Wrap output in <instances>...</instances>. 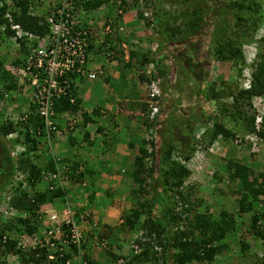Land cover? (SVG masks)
<instances>
[{
    "label": "trees",
    "instance_id": "16d2710c",
    "mask_svg": "<svg viewBox=\"0 0 264 264\" xmlns=\"http://www.w3.org/2000/svg\"><path fill=\"white\" fill-rule=\"evenodd\" d=\"M37 3L33 0H0V25H5L4 31H0V46L13 34L8 29V20L3 17L5 14L23 30L44 34L47 28L43 16L30 14L33 9L38 10ZM263 3L264 0H79L76 3L84 12L114 5L109 15L110 24L119 27L121 15L127 11L133 19L144 21L145 28L166 36L165 40L170 44L184 43L198 32L199 35L204 33L203 37L208 39L199 45L203 65L197 67V62L191 59L187 78L194 83L193 94L202 100L201 116L210 125L203 129L196 141L192 129L199 117L188 118L186 124L190 134L178 147L164 139L167 129L163 132L161 121L165 114L159 110L148 121L157 134H163V141L157 146L154 138L143 140L136 149L130 171L122 170L136 187L129 192L131 206L121 212L114 233L141 234L132 240L121 264H215L219 261L232 264L231 251L245 264H264V164L263 172L254 175L252 168L233 155V158L224 157L219 167L221 170L212 173L211 181L219 183L225 178L228 192L235 199L233 204L216 213L207 208L201 211L203 200L197 195L194 184L184 185L190 175L188 161L196 152V145L206 149L215 139L250 145L245 138H237L239 134L264 142V115L256 114L253 106L254 101H264V34L254 37L260 26L264 29ZM165 4H176L181 8L178 12ZM147 10L152 11V18H146ZM175 14L182 15L181 24L175 25ZM205 28L208 31L201 30ZM106 40L101 43L106 44ZM243 44L255 46L257 50L243 52ZM19 52L23 55L25 49L22 47ZM159 59L143 54L137 62L143 67L149 63L157 67ZM5 62L0 57V91L10 96L9 102L14 107L7 112L6 118L4 108L0 109V191L10 194L8 206L15 211V216L3 217L0 213V264H98L90 257L87 246L80 247L83 252L80 262L73 257L76 249L72 245H68L66 252H60V256L52 248L40 246L43 241L40 232L44 225L49 228L48 224L43 225V206L57 214L67 206L73 211L74 222L82 229L88 227L91 237L107 241L113 233L104 226L108 233L102 234L98 223L92 222L88 206L69 205L66 186L76 184L80 188L86 184L84 173H78L77 166L64 165L60 158L52 155L50 142L57 133L45 134L36 104L19 97L17 78L9 76L3 69ZM224 64L229 67L226 78L215 76L213 80H207L217 67ZM243 69L247 70L245 77ZM161 74L157 69L156 74L150 76L151 80H158ZM242 78L248 82L247 88L236 85ZM138 79L150 82L142 73L138 74ZM69 89L67 95L52 102L53 121L58 132L55 119L60 114L79 112L83 123L91 121L87 113L81 111L80 99L72 86ZM0 98L2 100L1 93ZM225 99H230V103ZM141 106L143 115L146 103L142 102ZM256 117L259 122H255ZM141 124L146 128L149 126L146 119H142ZM229 149L232 154L236 153L234 146ZM11 152H15L13 157ZM57 174L60 182L55 177ZM93 181L85 188L90 186L92 189ZM93 197V193L88 195V205L92 204ZM84 213L86 216L81 220ZM236 218L242 221L237 224ZM240 226L243 229L238 238H234L233 234ZM14 237H37L41 242L34 244L33 248L29 245L22 248L17 246ZM250 241L260 249L259 257L251 250ZM106 253L108 262L118 261V256Z\"/></svg>",
    "mask_w": 264,
    "mask_h": 264
},
{
    "label": "rangeland",
    "instance_id": "374dc122",
    "mask_svg": "<svg viewBox=\"0 0 264 264\" xmlns=\"http://www.w3.org/2000/svg\"><path fill=\"white\" fill-rule=\"evenodd\" d=\"M166 5V4H165ZM171 10H177L179 12L180 7H178L176 4L173 5H166ZM185 6V5H184ZM113 6H101L97 8L96 10H93L92 12H89L88 20H95L99 15L105 14L107 16L111 15L113 9ZM264 7V3H263ZM43 11L44 8L39 7ZM176 11V12H177ZM148 13L146 18H152L153 13L152 11H146ZM124 14H128L127 11H125ZM151 15V17H149ZM123 15H121L122 18ZM182 15L175 14L174 19L175 25L181 24V21H183ZM113 17V16H112ZM120 18V19H121ZM111 19V18H110ZM112 20V19H111ZM150 20V19H149ZM214 20V18H213ZM105 21L102 20L101 22ZM148 21V19H147ZM113 22V21H112ZM108 23V22H107ZM123 23V24H122ZM119 24L120 31L123 33H127V31L124 29L127 27V22H122ZM132 24V23H131ZM105 25V24H104ZM142 25L143 29L141 30V33L143 32H149V37L147 39H144L145 42H140L139 39L136 40L135 43H131L132 46L136 47L137 52L140 54H147L150 58H160L158 61V66L149 63L146 66H140L137 61H135V64L133 67L136 70V73H142L146 77H148L151 80L152 73L156 74V70L159 68V71L162 73L161 76L158 79V88L161 93V102H160V109L161 111H164L165 118L161 121V126L164 133V139L172 141L176 146L179 147V145L185 141V137L190 134L187 129L186 121L188 118L190 119L191 116L199 117L194 124V127L192 129V134H194V140L198 141V137L200 136V133L203 131L204 128L209 126V123L204 122V118L202 115V100L200 101L197 99V96L193 94V81L188 80L187 74L189 73V67H190V61L197 62L196 66L201 67L203 63L201 62V52H200V43L202 40L207 41V37H203L204 33L202 34H194L191 38H189L187 41L181 44H170L167 40H165L167 37H163L161 34H156V32H153L151 28H145L144 27V21L140 23ZM174 25V26H175ZM114 28H118L117 26H112ZM203 31H208L206 28L201 29ZM200 30V31H201ZM165 33V32H164ZM261 34H264V29L262 26H260L257 29V32L255 33L254 37L258 38L261 36ZM5 41V42H4ZM3 43H1L0 46V57L4 58L8 61L9 59V49H12V44L8 42V40H4ZM135 41V40H130ZM254 45V42H252ZM130 44V43H129ZM252 45V46H253ZM7 48V49H6ZM253 50L256 51L257 48H254L250 46V44H243L242 50L243 52L248 53L249 51ZM106 52L102 53L101 59L104 61V57ZM8 54V55H7ZM188 56V57H187ZM190 58V59H188ZM106 60V59H105ZM200 61V62H199ZM193 68V67H192ZM228 65L224 64L221 65V67H217L216 72H213L210 74V76L207 78V80H213L215 76L226 78L228 76ZM209 71V69H207ZM211 70V69H210ZM244 70V69H243ZM214 71V70H213ZM246 71L244 70L243 74L246 76ZM233 75V73H231ZM136 77V76H135ZM138 77V76H137ZM136 77V78H137ZM139 83H141V80H137ZM243 81V78L238 80L236 85L241 87V82ZM85 83V82H84ZM83 84V83H82ZM149 83H146L143 81L142 83V89L144 90V94H147L148 85ZM90 86L92 85L91 82H87L86 84H83V86ZM124 85V83H122ZM83 88V87H81ZM23 95L29 97L30 96V90H27L24 88ZM109 99V98H108ZM165 100V101H163ZM21 101V100H19ZM108 101V100H107ZM226 103H230V99L224 100ZM255 103L253 106L256 108L254 109L256 114L264 115V101H254ZM114 104H117L113 102ZM13 104V103H12ZM5 107L4 109V117L6 118L7 109L11 106L10 103L7 104V101L5 100ZM208 106H210L207 103ZM86 106H89V104H86ZM252 107V106H251ZM213 108V106L211 107ZM159 109V110H160ZM15 118V116H14ZM142 119H146L149 126L146 128L144 125L140 126V130L142 131L143 139L140 141V143L144 141H149V137L154 138L155 144L158 146L160 142H162V135L163 134H157L152 127H150V122L148 121L149 114L147 111L144 112L143 115H141V121ZM123 121V120H122ZM200 123H202L200 125ZM206 123V125H204ZM148 129H151V136L148 133ZM249 135H241L239 134L237 138L243 137L246 140L250 142V145L246 144H237L235 141H221L219 139H215L211 145H209L206 149H202L201 145H196V152L192 155L190 160L188 161V170L190 171L189 177L185 180L184 185H191L194 186L197 189V195L203 200L204 206L200 207V210L202 211L204 208H207L209 212L216 213L221 208H226L229 205L233 204V200L235 199V196L232 194H229L227 189V180L224 178L222 182H214L211 181V175L215 171L221 170L219 167L223 164L224 157L231 158L233 155L236 160L240 161L241 163L249 166L253 170V174L256 175L259 172L262 171V165L264 164V142L256 141L253 137H249ZM247 141V142H248ZM248 142V143H249ZM140 145V144H139ZM138 145V146H139ZM230 146H234L235 154H232L230 151ZM199 147V148H198ZM232 157V158H233ZM173 159L174 155L172 156ZM90 168V167H89ZM92 168V167H91ZM125 168V167H124ZM122 168V169H124ZM115 175L116 173L112 169V173ZM97 178V176H95ZM114 180H112L109 184H106L104 180H102V184L107 185L106 190H102L103 194L101 193V201L100 199L95 202V205H99L100 209L104 208L106 204L109 203V199L111 200V204H108L107 207H111L112 209H115L116 212L111 210L113 212V216L109 213L105 215L104 217H100L98 226L102 229V234L108 233V228L111 229L110 233H113L112 237H110L109 240H105L107 242L106 249L105 250H97L92 249L89 253L91 256L103 254L101 256L103 259L99 258L101 261L100 264H106V260H108V255L106 252L112 251L116 256L119 257L118 264H121L123 262V258L127 256L128 250L131 246L132 240L139 238L141 232L139 233H122V234H115L116 228L119 225L120 220V214L122 211H127L131 206V198H130V190L135 188L136 185L131 184V181H128L123 176H117L115 175ZM126 180V181H125ZM99 182V179L97 180ZM130 182V183H129ZM196 184V185H195ZM94 189L96 187L93 186ZM130 188V189H129ZM220 190L222 194H220ZM68 198L70 201V206L74 207L73 203H75V192H71L68 190ZM108 192V193H107ZM3 193L0 191V213L7 208L8 204L6 203V200L3 197ZM111 196V197H110ZM7 204V205H6ZM257 207V205H256ZM259 209H262L261 205L259 204ZM110 209V208H109ZM1 215L4 217V215L1 213ZM96 214L92 215V218L96 217ZM9 215H5V217H8ZM12 216H15L14 214ZM95 220V219H94ZM237 224H239L242 219L236 218L235 219ZM98 222V221H97ZM245 225V224H244ZM102 226V227H101ZM107 226V229H104L103 227ZM242 227L240 226L237 231L233 234L234 238H238L240 232L242 231ZM84 232L88 233V229L84 228ZM250 247L251 250L256 254V256H260V249L258 246L254 245L250 241ZM230 256L233 258L231 259L232 264H245L242 260L239 261L236 256L235 252L231 251L229 253ZM105 261V262H104ZM112 263V264H117ZM215 264H225L222 261L216 262ZM248 264H252L251 262H248Z\"/></svg>",
    "mask_w": 264,
    "mask_h": 264
},
{
    "label": "crops",
    "instance_id": "0c3cea01",
    "mask_svg": "<svg viewBox=\"0 0 264 264\" xmlns=\"http://www.w3.org/2000/svg\"><path fill=\"white\" fill-rule=\"evenodd\" d=\"M92 11L82 12L85 14V20H88V13ZM104 18H106V22H101ZM88 21H93L95 36L88 50V62L85 67L90 71H95L96 78L87 80L84 77H80L72 81V88L80 99L81 111L87 113L91 121L83 123L79 112L60 114L55 119L59 132L51 139L50 151L52 155L60 158L64 165L77 166L76 171L84 173L83 181L86 184L83 183V187L77 188L76 184L73 187L65 186L71 192H75V203L73 205L88 206L87 209L91 215H97H95V218L91 217L92 222L96 223L98 221L97 223L99 224L100 217H104L107 213L113 216L114 214L111 210L114 212L116 210L107 207L108 204H111L110 199L109 203L101 209L99 205H95V202L99 199L101 201V193L103 194L101 191L107 189L106 184L114 180L113 177L115 175L123 176L130 181L122 172V168L125 167V171H130L136 149L143 139L142 131L140 130L142 125L141 103L144 102L146 95L142 89L143 81L141 83L137 81L139 74L136 73L137 69L133 70L135 69L133 65L140 56H137L139 52L131 43H135L137 39L146 43L144 39L149 37V32L141 33L143 27L140 23L142 21L133 19L128 13L123 14L120 19L121 23H130L124 28L127 33L118 30L113 32V37L105 35L101 39L99 30H102L101 26L109 24L110 17L102 14L95 20ZM106 37H108V42ZM103 40H106L104 45L101 43ZM130 40L135 41L132 42ZM109 47H112L111 49L114 50L115 56L112 58L104 57V61H102V53L105 52V48ZM140 55L142 56L143 54ZM86 81L91 82L92 85L83 86ZM86 104H89V106H86ZM112 169L116 173L115 175L111 174ZM98 179L99 182L97 181ZM102 180L107 183L102 184ZM91 181H93L96 189H91L90 186L85 188V185H89ZM90 193H93L94 197L92 204L88 205V195ZM84 228L88 229V227ZM109 252L112 253V251ZM101 256L103 254H100V256L90 255L98 264L103 259ZM106 264L112 263L107 261Z\"/></svg>",
    "mask_w": 264,
    "mask_h": 264
},
{
    "label": "built area",
    "instance_id": "2783aa9c",
    "mask_svg": "<svg viewBox=\"0 0 264 264\" xmlns=\"http://www.w3.org/2000/svg\"><path fill=\"white\" fill-rule=\"evenodd\" d=\"M33 1L38 2L39 6L37 7L38 10L33 9L30 14L43 16L42 19L47 30L43 35L30 33L12 23L9 15L5 14L3 17L8 20V29L13 32L8 38L13 47L9 49V59L4 63L3 69L8 71L9 76L17 78L19 97L22 96L36 104L45 134L48 135L51 132L58 134L53 121V100L67 95L70 92L69 86H72V81L80 77L87 80L96 78V72L85 67L88 62V50L95 36L93 21L85 20V14L76 6L79 0ZM39 7L44 8V10L39 11L41 10ZM112 26L110 22L106 26H101L102 30H99L101 39L105 35L113 37V32L120 30V28ZM4 29L5 25H0V31L3 32ZM22 47L25 49L23 55L19 52ZM104 51L106 58L115 56L114 50L110 47L105 48ZM15 60L18 61L13 65ZM147 87L149 89L146 95L147 110L149 118H153L158 113L162 98L157 80L150 81ZM24 88L30 90L29 97L23 95ZM0 93L2 96L0 109H3L6 106L5 100L10 103V96L2 91ZM12 107L14 104L6 108L7 111ZM255 122H259V117L255 118ZM14 155L15 152L10 153L11 157ZM55 177L59 182L61 181L58 174ZM3 197L8 203L11 196L5 192ZM41 210L44 212L43 225H49V228L44 225V229L40 232L43 234L42 243L38 241L37 237L32 239L17 237V246L23 248L29 245L33 248L34 244L40 243V246H47L52 248L54 252H59L60 256V252H66L69 250L68 245H72L76 249V254L73 257L78 262L81 261L83 253L80 249L81 245L87 246L88 252H91L92 249L105 250L107 248V242L94 236L91 237L90 234L84 232L80 225L74 222L73 211L67 206L58 214L43 207ZM1 213L4 216L13 215L12 209L8 206ZM85 216L84 213L80 219L84 220ZM48 258L51 259L52 256L49 255Z\"/></svg>",
    "mask_w": 264,
    "mask_h": 264
},
{
    "label": "clouds",
    "instance_id": "9594fccd",
    "mask_svg": "<svg viewBox=\"0 0 264 264\" xmlns=\"http://www.w3.org/2000/svg\"><path fill=\"white\" fill-rule=\"evenodd\" d=\"M146 16H147V14H146ZM119 28V27H118ZM242 71H244V70H242ZM244 72H242V75L245 77V75L243 74ZM158 81V80H157ZM248 87V82L246 81V80H243L242 82H241V88H247ZM148 91H149V89L147 90V93H148ZM147 95V94H146ZM146 98H147V96H145ZM147 99H145V103H146V111L148 112V110H147ZM159 109H160V107H159ZM159 111V110H158ZM151 129H148V133H149V131H150ZM152 131V130H151ZM149 135L151 136V133H149ZM151 137H149V139H150ZM8 204V203H7ZM9 207V206H8ZM12 211H13V214L15 215V211L12 209ZM14 238H16L17 239V237H14Z\"/></svg>",
    "mask_w": 264,
    "mask_h": 264
}]
</instances>
